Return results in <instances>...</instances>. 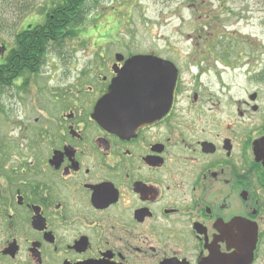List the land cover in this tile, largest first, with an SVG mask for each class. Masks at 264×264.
Here are the masks:
<instances>
[{
    "label": "flooded vegetation",
    "instance_id": "obj_1",
    "mask_svg": "<svg viewBox=\"0 0 264 264\" xmlns=\"http://www.w3.org/2000/svg\"><path fill=\"white\" fill-rule=\"evenodd\" d=\"M208 45L52 73L0 147V264H264V42ZM138 55L174 64L173 92L149 65L147 86L117 89L116 116L139 110L111 131L93 114Z\"/></svg>",
    "mask_w": 264,
    "mask_h": 264
},
{
    "label": "rangeland",
    "instance_id": "obj_2",
    "mask_svg": "<svg viewBox=\"0 0 264 264\" xmlns=\"http://www.w3.org/2000/svg\"><path fill=\"white\" fill-rule=\"evenodd\" d=\"M56 1L0 0V44L15 45L16 34L42 22L43 13ZM85 7L87 19L77 36L49 46L39 74L25 73L0 89V147L5 137L18 135L25 119L35 117L46 87L53 84L52 73L69 75L83 69L88 55L114 60L117 52L167 43L168 54L181 60L194 49L206 52L208 44L218 43L221 36L264 42V0H88ZM53 59H60L61 65Z\"/></svg>",
    "mask_w": 264,
    "mask_h": 264
},
{
    "label": "trees",
    "instance_id": "obj_3",
    "mask_svg": "<svg viewBox=\"0 0 264 264\" xmlns=\"http://www.w3.org/2000/svg\"><path fill=\"white\" fill-rule=\"evenodd\" d=\"M88 0H58L43 13L44 21L15 37V45L0 44V89L13 83L27 71L34 72L45 63L49 46L77 36L85 24Z\"/></svg>",
    "mask_w": 264,
    "mask_h": 264
},
{
    "label": "water",
    "instance_id": "obj_4",
    "mask_svg": "<svg viewBox=\"0 0 264 264\" xmlns=\"http://www.w3.org/2000/svg\"><path fill=\"white\" fill-rule=\"evenodd\" d=\"M117 60H122V56L118 54ZM151 64L160 65V70L163 71L162 77L164 80H167V82H164V86L167 87L168 93L171 96L177 78V69L174 64L163 59H157L153 56H134L126 61L125 66L122 69L118 70V75L112 81L109 92L103 96L95 109L93 116L100 120L105 128L113 131L117 126H125L126 123H129L132 120L134 117L132 115L133 111L139 110V108L134 107L133 105L127 104L120 106L119 108L123 111V114L119 116L115 115V95L123 93L121 90L118 91L117 89L133 85L147 86L151 75L146 74L145 71H148V66ZM142 79L148 80L141 82ZM117 118L120 119L119 122H117Z\"/></svg>",
    "mask_w": 264,
    "mask_h": 264
},
{
    "label": "bare ground",
    "instance_id": "obj_5",
    "mask_svg": "<svg viewBox=\"0 0 264 264\" xmlns=\"http://www.w3.org/2000/svg\"><path fill=\"white\" fill-rule=\"evenodd\" d=\"M43 67H44V65L41 64L40 67H39V69L36 70V71H34V74H39V73L42 71ZM27 73H31V72L27 71L26 74H27ZM49 81H52V82H53L52 77H50V80H49ZM49 86H50V85H49ZM135 111H136V110H135Z\"/></svg>",
    "mask_w": 264,
    "mask_h": 264
}]
</instances>
